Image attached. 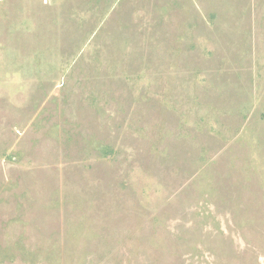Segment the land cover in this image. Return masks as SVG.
I'll return each instance as SVG.
<instances>
[{
  "label": "rangeland",
  "instance_id": "374dc122",
  "mask_svg": "<svg viewBox=\"0 0 264 264\" xmlns=\"http://www.w3.org/2000/svg\"><path fill=\"white\" fill-rule=\"evenodd\" d=\"M0 264H264V0H0Z\"/></svg>",
  "mask_w": 264,
  "mask_h": 264
}]
</instances>
